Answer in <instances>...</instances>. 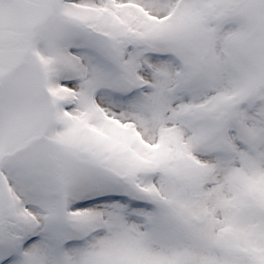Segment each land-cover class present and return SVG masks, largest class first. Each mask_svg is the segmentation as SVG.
Here are the masks:
<instances>
[{
	"label": "snow or ice",
	"instance_id": "1",
	"mask_svg": "<svg viewBox=\"0 0 264 264\" xmlns=\"http://www.w3.org/2000/svg\"><path fill=\"white\" fill-rule=\"evenodd\" d=\"M0 264H264V0H0Z\"/></svg>",
	"mask_w": 264,
	"mask_h": 264
}]
</instances>
